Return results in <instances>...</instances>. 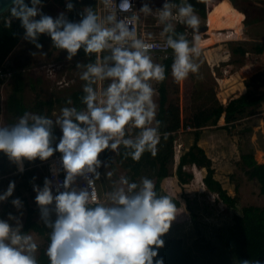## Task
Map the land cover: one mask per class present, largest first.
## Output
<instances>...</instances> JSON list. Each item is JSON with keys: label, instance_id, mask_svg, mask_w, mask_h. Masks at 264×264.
Masks as SVG:
<instances>
[{"label": "clouds", "instance_id": "1", "mask_svg": "<svg viewBox=\"0 0 264 264\" xmlns=\"http://www.w3.org/2000/svg\"><path fill=\"white\" fill-rule=\"evenodd\" d=\"M207 3V0H197ZM103 12L95 6H85L79 20H70L61 12L57 17L43 14L42 0H12L7 8L6 26L18 19L25 30L24 38L41 49V34L50 36L52 45L66 52L71 61L80 50L92 59L86 65L77 62L80 80L84 82L81 103L84 110L67 105L55 119L25 112L11 126H0V152L23 172V162L37 158L46 161L55 152L61 153V168L51 167L53 176L64 173L55 184L45 177L43 187L33 185L40 220L50 229L46 255L49 264H164L157 248L164 245L161 236L169 230L175 218L176 205L168 195H159L152 179L142 177L131 182L120 177L117 184L101 200L95 182L101 178L99 169L108 165L100 154L111 150L139 161L145 152L155 156L161 139V121L157 119L156 89L153 82L166 79V67L154 62V44L137 33L139 17L120 18L119 12H130V0H98ZM74 10L72 2L66 4ZM140 11L151 15L153 9L144 4ZM39 17V18H37ZM156 19L163 25L165 44L173 53L171 76L175 82L188 79L199 71L197 59L200 47V17L189 0H163L156 9ZM183 25L193 33L191 41L176 31ZM106 86L97 89L96 85ZM62 132L59 142L54 127ZM138 130L129 137L128 128ZM111 177V171L105 173ZM83 177L87 187H77ZM35 179V178H33ZM55 187V193L53 188ZM61 188L63 190H61ZM15 182L0 194V201L12 196ZM19 211L22 201H11ZM22 215V213H21ZM9 220L0 219V264H38V244L24 232L21 220L12 213ZM240 264H262L246 259Z\"/></svg>", "mask_w": 264, "mask_h": 264}, {"label": "rangeland", "instance_id": "2", "mask_svg": "<svg viewBox=\"0 0 264 264\" xmlns=\"http://www.w3.org/2000/svg\"><path fill=\"white\" fill-rule=\"evenodd\" d=\"M238 4L239 6L243 4L244 7L238 8ZM237 5L236 13L239 15L243 14L242 16L247 21L252 22L245 28L225 27L215 32H213L214 29L207 31L212 40L214 39L215 41L210 46L201 48L202 54L196 61L200 64L198 73L190 74L188 79L181 82H175L171 73L168 78L169 107L172 109L178 108L180 111V116L177 119L180 122L179 130L181 131L178 132L175 140V164L173 169L176 168L179 155L190 147L194 139V128L185 129L188 126L185 123V118L193 113L206 115L214 106L220 103H227L231 98L245 92L249 93L251 97L260 99L258 105L250 109L252 114L240 119L235 125L229 128L219 127L224 124V118L222 117L219 126L208 125L204 127L199 141L214 161L216 176L220 178L223 186L227 188L230 194L238 197L237 208L229 207L218 199L217 193L207 189L203 183V177L206 174L205 168L187 166V169L192 170L195 174L193 180L187 184H181L176 174L163 180L162 187L164 192L179 200V203L175 204L177 214L166 234L169 236H182L188 242H192L197 237L192 212L197 214L198 219L203 222L202 225L206 224L212 228H218L228 221L235 211H239L242 205L248 203L264 204V196L260 193L257 181L250 180L240 165L237 164L241 154L251 149L252 146L254 147L257 160L264 162V0H239ZM239 9L242 10L239 12ZM42 10L46 15H50L53 18L57 17L61 12L66 15L63 3L59 0H43ZM7 19L8 12L0 16V22H6ZM17 20L12 19L11 22L13 23ZM200 21V28L205 27L206 19L203 17ZM17 23L20 24V21H17ZM24 32L25 30L22 29V36L15 52L21 55L18 63H23L20 68L25 76V84H27L25 102L31 107L36 100L37 93L43 99L57 100V98H61L57 100L52 111L46 115L55 119L62 107L69 106L64 99L73 91L82 89L84 82L79 78L81 70L76 68V64L79 62L86 65V63L84 58L79 56H75L70 61L73 64H67V61L62 60L61 63L64 64H60L57 74L49 77L45 69V65L48 66V64H41V61L37 58H46L45 54L48 52L52 42L45 40L40 43L43 47L37 49L34 44L24 38ZM202 34L199 33L201 36L200 42H205ZM11 56L7 62L8 64H12ZM57 58L61 60L62 55L59 54ZM153 60L162 64V57L159 55H153ZM43 61H46V59ZM67 67L70 68V71L66 75L64 72L67 71ZM62 75L69 77L67 79L68 84L65 81L63 85L57 84L56 78H61ZM106 84L107 81L96 85V87L99 89L106 86ZM61 85L63 87H60ZM153 86L156 89L154 100L158 109L159 94L157 83L153 82ZM28 112L34 113L31 110ZM20 116L22 115L6 112L0 106V126H11L17 122ZM190 125L194 127L193 124ZM53 131L58 143L62 132L58 126H55ZM137 133L138 130L132 127L128 128L129 137L134 138ZM123 152V147H121L119 154L112 152V164L100 158L108 165L106 168L102 167L99 169L102 175L97 180L98 193L102 201L105 200L106 194L113 186L118 183L120 177H126L124 164L127 158L123 156ZM28 162L27 166L35 169L36 178L39 182L41 178L45 179V177H48L47 160L41 161L37 158ZM150 166L149 171L151 172L154 167L153 165ZM9 167L11 173L18 172V165L10 160ZM24 168H26L25 164L23 165ZM109 171L113 173L110 178L105 174ZM11 173L0 174V187L3 188V192L7 189V177ZM142 177H144L143 173L136 175L138 182ZM150 179L155 182L156 177L151 176ZM38 180L29 187L21 186L18 189L15 186L13 193L15 198L18 197L22 201L23 207L19 211L14 207L12 213L21 220L22 224L25 221L27 206L39 207L35 202L36 192L33 190L34 184L43 187L42 184H38ZM4 202L6 200L0 201V210ZM35 219L42 222L40 213L35 214ZM7 220L9 223L15 224V221L9 220V217ZM24 232L32 235L38 244L36 253L38 260L40 248L46 243L45 236L34 230Z\"/></svg>", "mask_w": 264, "mask_h": 264}, {"label": "trees", "instance_id": "3", "mask_svg": "<svg viewBox=\"0 0 264 264\" xmlns=\"http://www.w3.org/2000/svg\"><path fill=\"white\" fill-rule=\"evenodd\" d=\"M59 1L63 3L66 16L74 21L79 20L80 17L78 13L82 11L85 6L92 5L98 10V0ZM220 1L221 0L208 1L207 18L212 16ZM68 2L74 3V10L69 11L66 8ZM173 2H179V0H173ZM189 2L194 4L195 10L200 16H206V3H198L197 0H189ZM25 3H29L30 5V0H25ZM237 7L243 8L244 5L240 4L239 6L238 4ZM240 10L242 9H239V12ZM42 12L46 14L43 10ZM17 21L11 22L10 27L6 26V22H0V67L4 66L12 69H19L21 65H23V63H18L19 59H16L14 62L16 65H14L13 62L12 64L6 62L8 55L19 43L22 36L23 28L21 29ZM251 22L252 21H247L244 16L240 18L226 16L224 23L214 30H220L225 27L245 28ZM176 31L178 33H183L191 41L193 36L189 34L188 28L183 25H177ZM202 35H206V33ZM45 40L51 41L50 36L47 34L39 35V43ZM170 52L171 55L169 57L162 58V64L166 67V79L162 83H157L159 93L157 119L161 121V139L157 146V153L153 156L151 153L145 152L139 161H133L128 157L124 164V168L126 169L125 175L130 181L134 180L135 182H138L136 175H140V173H143L144 177L148 178L155 176L156 179L154 184L157 193L159 195H168L164 192L162 187V182L166 177L176 174L181 184H187L195 177L194 172L187 169V166L205 168L206 174L203 177V183L207 189L217 193L218 199L222 200L229 207L237 208L238 197L230 194L227 188L223 186L220 178L216 176L214 161L199 141L204 127L208 125L219 126L220 119L223 117L224 124L219 127L229 128L235 125L240 119L251 115L252 110L250 109L258 105L260 99L251 97L249 93L245 92L231 98L227 103H220L214 106L206 115L193 113L185 118V123L187 125L193 124L194 126V139L190 147L180 155L176 168L173 169L175 164V140L180 127V122L177 118L180 116V111L178 108L172 109L169 107L167 79L171 72L173 58V53L171 50ZM77 56L84 58L86 64L92 62V59H94H90L86 56L83 50H80ZM20 85L16 87L14 95L9 98L7 108L10 109V111L22 114L26 111V107L22 103V86ZM82 95H84V93L81 89L75 90L69 97L78 110H84V105L81 103ZM54 104V101L39 99L35 107L40 115H45V105L48 106L50 111ZM100 158L107 160L111 164L113 163L111 150H105V152L100 154ZM237 164L240 165L250 180L257 181L260 193L264 196V162H259L257 160L253 146L251 149L241 154V158L238 160ZM150 165L154 167V170L151 172L149 171ZM9 173H11L9 158L3 152H0V174L6 175ZM36 180L38 179L36 178L35 169L27 166L23 172L18 171L8 175L6 185L8 188L9 182L14 181L15 186L19 189L21 186L29 187L32 183H36ZM43 183L44 179L41 178L38 184L43 185ZM2 193L3 188L0 187V194ZM168 196L172 198L173 203H179L177 198L170 195ZM14 198L15 195L13 193L12 196L3 203L2 209L0 210V219L7 220L8 214L13 212L14 206L11 201ZM37 213H40L39 207L27 206L23 230H34L45 236L46 243L40 248L38 264H49L46 249L50 242V229L45 227L43 222H39L35 219V214ZM192 219L196 226L197 237L192 242H188L182 236H169L164 233L161 236V239L164 240V245L156 249L157 256L154 258V261L162 258L164 264H240L241 260L248 259L252 262L259 260L264 264V204L248 203L242 205L239 211H235L231 218L218 228H212L206 224L202 225L203 222L198 219L195 212H192Z\"/></svg>", "mask_w": 264, "mask_h": 264}, {"label": "crops", "instance_id": "4", "mask_svg": "<svg viewBox=\"0 0 264 264\" xmlns=\"http://www.w3.org/2000/svg\"><path fill=\"white\" fill-rule=\"evenodd\" d=\"M172 2H173V0H172ZM162 3H163V0H137V4H138V6H139L140 9H141V7L144 4H148L149 7H151L153 9V12H152L151 15H145V14H143L141 12V14L139 16L140 32H141V34L143 36H146V37H165V36H163L161 34L162 33L163 25L159 24L158 21H157V19H156V9H158L162 5ZM156 4H158V5H156ZM207 11L208 10H207V6H206V16L204 17L206 19L205 26H206V23H208L207 22V19H208L207 18V15H208ZM242 15H239L238 17H234V18H240V17H242ZM199 17H200V19L203 18V16H200V15H199ZM215 31L216 30H214L213 32H215ZM188 32H189V34H192V36H193V33H192V31L190 29H188ZM205 33H206V35H203V39L205 40V42H203V41L199 42L201 48L208 47L211 44H213L214 41H215L214 39L212 40V38L210 37V35L207 32H205ZM18 45H19V43L15 46V48L9 54L10 56L12 55L11 56V60H12L13 63L16 61V59H20L21 58V55H19L18 53L15 52L16 49H17V47H18ZM30 45L31 44H29V46ZM30 47H32V46H30ZM34 47H35V45H34ZM58 52H59L60 55H62V59L61 60H58V58H57L59 56ZM9 55H8V57L6 59V62H8L9 59H10V56ZM14 55H16V56H14ZM66 55L67 54H66L65 51L58 50V49L54 48L51 45L50 48H48V52L45 54V57L46 58L40 59L38 57L37 59L39 61H41V64L42 63L48 64V66L45 65V67H46L45 69L47 71V75L49 77H52L53 75L55 76L57 74V69H59L60 64H64V63H61L62 60L67 61V64H73L72 62H70L69 60L66 59ZM44 59H46V61H43ZM5 65H7V64H5ZM15 69H16V72L10 78H8L7 80H4V81H1L0 80V106L6 112H11L13 114L23 115L25 112H28L30 110L33 111L35 114H39V111L37 110V108L35 106H36L37 101L39 99H43V98H41L39 96V94L37 93L36 94V100H35L34 104L31 107L26 104V102H25V92H26V90L25 89L27 88L26 87L27 84H25V76H24V73H23V71H22L21 68H19V69L15 68ZM69 69L70 68L67 67V69H66L67 71L64 72L66 75H67L68 71H70ZM68 78L69 77H66V76L64 77L63 75H62L61 78H56L57 79V84H62L63 85V82L64 81L68 84L69 83V82H67L68 81L67 80ZM168 78H169V76H168ZM50 79H52V78H50ZM53 80L56 81L55 79H53ZM29 84H31V82H29ZM19 85L22 86V90H21L22 103L26 107V111L24 113H22V114L15 113L13 111H10V109L7 108V106H8L7 104H8L9 98L12 95H14V93L16 92V87L19 86ZM62 85L60 87H63ZM167 86H168V79H167ZM56 88H57V86H56ZM79 90H81V89H79ZM157 91H158V84H157ZM70 95L67 98H65L64 100L67 101L68 98L70 97ZM59 99H61V98H57V100H59ZM43 100H51V101H54L55 104L57 102V100H52V99H43ZM55 104H54V106H55ZM73 106H74V104H73ZM53 107H52V109H53ZM52 109L50 111H52ZM50 111H49L48 106L45 105V115H47ZM13 123H14V121H13ZM55 143H57V141H54V146H55ZM55 154H61V153L60 152H55L53 155H55ZM180 155H179V157H180ZM178 161H179V159H178ZM178 161H177V163H178ZM24 164L27 167V165L29 164V162L27 160H24L23 165Z\"/></svg>", "mask_w": 264, "mask_h": 264}, {"label": "built area", "instance_id": "5", "mask_svg": "<svg viewBox=\"0 0 264 264\" xmlns=\"http://www.w3.org/2000/svg\"><path fill=\"white\" fill-rule=\"evenodd\" d=\"M209 0H207L208 3ZM120 3V0H114V4L118 7ZM131 3V11L130 12H119L118 15L120 18H128L132 15H136V16H140L141 11L140 8L137 4V0H130ZM206 3V6H207ZM98 11L103 12V9L100 7L99 3H98ZM208 22V21H207ZM136 29H137V33L138 35H140L141 37L145 38L148 42H151L154 44V48L152 50V55H159L162 58H167L171 55L170 49H168L166 47L165 44V37H146L143 36L140 32V23L139 20L137 22L136 25ZM16 72V69H12V68H8V67H0V80L4 81L7 80L8 78H10L14 73ZM185 129H193V127H191V125H188ZM181 130H178V132H180ZM47 168H48V178L51 179L53 181V184H55L56 180H60L62 181L64 179V173L63 171L60 172V174L58 176H53V173L50 171L51 167H56V168H61L62 164H61V154H55L52 157L48 158L47 160ZM76 186L77 187H87V182L84 180L83 177H78L77 178V182H76ZM61 190H63L61 188ZM95 190L99 196L98 193V184L97 181L95 182ZM53 192L55 193V187L53 188Z\"/></svg>", "mask_w": 264, "mask_h": 264}, {"label": "bare ground", "instance_id": "6", "mask_svg": "<svg viewBox=\"0 0 264 264\" xmlns=\"http://www.w3.org/2000/svg\"><path fill=\"white\" fill-rule=\"evenodd\" d=\"M239 0H221L217 5L212 16L207 19L205 27L200 28L199 33H205L211 29L219 27L227 17H238L239 14L236 13V5Z\"/></svg>", "mask_w": 264, "mask_h": 264}, {"label": "water", "instance_id": "7", "mask_svg": "<svg viewBox=\"0 0 264 264\" xmlns=\"http://www.w3.org/2000/svg\"><path fill=\"white\" fill-rule=\"evenodd\" d=\"M12 0H0V16L7 12L8 6Z\"/></svg>", "mask_w": 264, "mask_h": 264}]
</instances>
